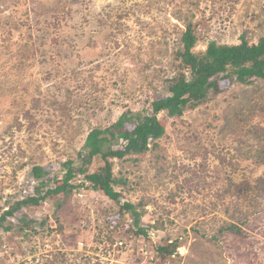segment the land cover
<instances>
[{"label": "rangeland", "instance_id": "1", "mask_svg": "<svg viewBox=\"0 0 264 264\" xmlns=\"http://www.w3.org/2000/svg\"><path fill=\"white\" fill-rule=\"evenodd\" d=\"M188 20L206 34L194 52L210 40L239 44L242 35L258 43L264 0H0L3 210L36 191L35 165L50 171L46 179L58 176L44 190L56 187L63 161L81 165L92 129L128 111L152 112L177 71ZM218 82L219 92L197 108L159 114L165 132L157 145L113 160L124 180L115 185L119 198L137 205L148 232H126L137 230L131 216L107 214L115 203L78 172L71 183L81 187L60 215L62 232L48 216L49 226L37 225L27 239L18 217H9L14 228L0 230V264H264V189L257 183L264 178V80ZM103 164L96 159L87 172ZM62 196L30 216L47 218ZM232 223L241 230L220 231ZM168 239L182 244L164 261L157 249Z\"/></svg>", "mask_w": 264, "mask_h": 264}, {"label": "trees", "instance_id": "2", "mask_svg": "<svg viewBox=\"0 0 264 264\" xmlns=\"http://www.w3.org/2000/svg\"><path fill=\"white\" fill-rule=\"evenodd\" d=\"M205 38L206 34L199 25L193 24L191 20L186 22V29L180 38L182 48L176 52V57L180 60L177 71L172 77L164 80L167 93L154 99L151 113L128 111L109 127L92 129L86 137L83 149L78 153V157L82 159L81 165L76 166L73 159L62 162L66 168L62 184L59 183L60 185L45 191L44 188L49 181L57 182L58 176L46 179L50 171L35 165L32 172L34 179L38 181V185L34 187L36 191L18 198L5 210L2 205L4 196L0 194V230L6 233L12 231L13 221L8 218L18 217L22 224L19 226L18 234L30 239L33 234L39 233L37 225L43 229L49 226L48 216H50L58 222V231L62 232L60 215L72 209L68 199L74 190L80 189L81 185H74L71 181L79 172L84 175V184L88 188L96 193H102L104 198L115 203L114 207L117 210L112 211V205L107 206L105 210L107 214L119 212L124 220L131 216L132 227H136L137 230L127 226L126 232L137 231L139 234L148 232L146 228L140 226L143 213L137 211V205L132 202L122 203L119 198L121 194L116 191L115 185L122 184L124 180L115 177L113 160L123 159L128 154H143L150 149L152 143L157 145L156 140L165 132L159 114L166 112L168 117L182 116L185 111L193 110L208 102L219 92L220 79H230L244 84H251L257 79L264 80V37L258 43H250V40L242 35L241 42L233 45L210 40L205 51L194 52L199 41ZM130 123L133 124V129L126 127ZM117 145H120V148H115ZM96 159H101L104 164L98 171L87 172L88 165ZM257 183L258 188L263 190L264 178H259ZM60 192L63 196L52 203L53 210L51 214H47V218L40 220L30 216L29 210L43 205L49 197H54ZM118 224H121V220ZM149 226L154 228L153 225ZM228 228L231 231L236 228L241 230L238 225L232 223L228 227L221 228L220 231L223 232ZM147 234L145 236H148ZM122 238L123 235L114 240ZM181 244L178 239H168L158 247L159 257L164 261L168 260L178 254Z\"/></svg>", "mask_w": 264, "mask_h": 264}]
</instances>
